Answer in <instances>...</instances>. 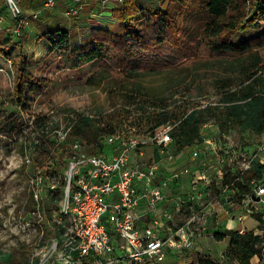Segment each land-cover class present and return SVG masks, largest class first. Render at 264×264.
Wrapping results in <instances>:
<instances>
[{"label": "rangeland", "instance_id": "1", "mask_svg": "<svg viewBox=\"0 0 264 264\" xmlns=\"http://www.w3.org/2000/svg\"><path fill=\"white\" fill-rule=\"evenodd\" d=\"M13 1L25 19L22 34L16 38L9 31H0V47L7 44L12 58L17 52L22 53L27 62L30 80L25 87L23 108L19 109L11 96L13 75L10 62L0 56V255H16L20 252L26 253L29 258L38 243L55 236V224L62 219L48 201L51 185H54V189L58 188L62 177H49L48 184L40 186L39 204L41 210L44 209L40 217L36 212L35 201H31L29 196L30 179L38 173L32 172V167L26 165L25 160L32 156L30 143L37 137L40 124L46 123L50 140L56 141L79 116H91L92 120L99 121L100 123L92 124V129L99 130L100 125L108 123L112 114L124 112L128 118L125 127L130 129L129 132L141 144L142 155H133V160L146 163L153 160L155 150L158 151L150 142V138L145 136V131L154 125L153 118L159 110H154L153 106H166L170 113L178 114L184 108L199 104L202 107L208 104L216 105L218 94L214 91L212 83L216 78L235 77L236 74L228 67V62H225L209 63L198 67L187 76L172 79L162 74H152L136 78L132 82L122 81L113 86L112 80L89 81L91 76L103 70L101 64L93 63L76 70L68 69L65 59L52 53L44 43L41 44L43 40L38 37L46 29H50L49 27H74L79 30L88 26L90 19L116 31L119 28L110 13V8L115 7V2L109 1L102 6L101 0H79L78 5L82 7L74 16L66 12L70 7L76 6L75 0H56L51 9L44 8L46 0ZM136 1L146 6H158L161 2ZM99 5L103 12H99ZM32 13L38 14L37 19H32ZM0 18L4 27L11 28L15 25V18L7 0H0ZM200 18L202 17L189 18L186 27L196 30L202 23ZM257 34L255 31H247L235 36L232 42L240 43ZM31 47H35L36 52L30 51ZM260 76L264 82V71ZM130 90H136L137 103L125 108L121 96L123 92ZM141 108H144V111ZM199 137L200 142L194 139L181 152L179 160H189L187 164L191 172L183 178L176 191L180 199L174 201L179 203L187 198L194 179L209 185L206 195L203 194L201 200L191 198L189 210L184 207L179 213L169 209L166 212L172 215L173 220L183 221L203 210L205 218L201 223L194 224L193 231L197 237L189 256L186 259L170 256L163 264H235L222 258L229 239L226 237L217 241L212 232L215 229L222 233L244 228V233L264 236V195L254 199L248 196L240 197L227 182L239 177L240 162L244 158L257 159L264 164V149H259L264 144V134L242 132L239 128L220 132L214 117H211L208 123L200 126ZM72 140L67 138L65 145H61L62 149L66 150L64 157H61V151L58 150L52 159V166L56 160H63L62 164H57L63 176L67 169L70 154L68 149ZM173 145L174 142L169 145L171 153L175 151ZM82 148L84 152H89V146ZM108 148L104 147V152H107ZM194 151L197 152L196 157L192 154ZM247 174L244 173L240 181L245 183L248 180ZM254 181L257 186L264 187V178ZM61 200L62 198L57 206H60ZM252 264H264V244Z\"/></svg>", "mask_w": 264, "mask_h": 264}, {"label": "trees", "instance_id": "2", "mask_svg": "<svg viewBox=\"0 0 264 264\" xmlns=\"http://www.w3.org/2000/svg\"><path fill=\"white\" fill-rule=\"evenodd\" d=\"M110 13L119 28L116 31L90 19L88 26L79 30L49 27L38 39L45 41L52 53L64 58L68 69L101 64L103 70L91 76L89 81L112 80V86L152 74H162L170 79L187 76L209 63L228 62L236 78L227 76L214 80L212 86L218 94V104L205 107L199 104L184 108L178 114L170 113L166 106H153L154 110H159L153 118L154 125L145 131V136L152 138L159 129L170 125L175 149L172 153L175 155L194 139L200 142L199 128L211 117H214L220 132L239 128L242 132L264 134V82L260 76L264 71V0H161L158 6L123 0L115 3ZM193 16L202 17V23L196 30L186 27L187 20ZM247 31L258 34L240 43L232 42L235 36ZM0 56L10 62L13 75L11 96L17 107L22 109L25 87L30 80L27 62L21 52L12 58L7 44L0 47ZM135 93L136 90L123 92L121 97L125 108L136 105ZM92 119L91 116H79L67 133V138L89 146V153H107L101 141L104 136L117 131L129 133L124 112L112 114L108 123L100 125L99 130L92 129V124L99 122ZM48 129L46 123L40 124L37 137L30 143V166L32 172L43 176V185L48 184L49 177H62L61 185L49 190L48 195V201L58 211L64 182L57 164H62L63 160H56L52 166V159L58 150L64 157L66 150L62 147L57 149L56 142L49 138ZM160 157L161 154L155 150L154 158L158 160ZM247 173L245 183L233 178L227 182L240 197L254 198L251 180L264 178V164L253 159ZM29 196L34 201L31 194ZM212 232L217 241L228 237L222 258L235 264H252L264 244V236L251 232L240 234L239 231L227 230L220 233L216 229ZM0 264H28L27 254H1Z\"/></svg>", "mask_w": 264, "mask_h": 264}, {"label": "built area", "instance_id": "3", "mask_svg": "<svg viewBox=\"0 0 264 264\" xmlns=\"http://www.w3.org/2000/svg\"><path fill=\"white\" fill-rule=\"evenodd\" d=\"M109 1L123 0H101L102 6ZM75 2L66 14L79 13L82 6L79 0ZM7 3L15 25L4 27L0 18V31H9L17 38L25 19L13 0ZM55 3L46 0L44 8L51 9ZM31 17L37 19L38 14L32 13ZM71 125L55 141L56 146L65 145ZM101 141L109 147L107 153H87L79 141L71 142L58 210L62 219L55 224V236L36 245L28 264H163L170 256L186 259L197 237L194 224L201 223L205 213L199 210L186 220L175 221L166 210H189V200H201L209 185L194 179L187 198L174 201L180 199L176 191L191 169L189 160H179L182 153L175 155L169 150L173 143L171 126L162 127L150 138L161 157L146 163L133 160V155L142 152L140 142L130 132L117 131ZM259 149H264V144ZM192 154L197 156L195 151ZM251 162L241 160L239 177L250 169ZM25 163L30 166L31 157ZM251 184L254 198L262 197L264 187L255 181ZM42 185V175L30 179V194L39 217L43 212L39 204ZM51 187L54 190V185ZM239 233L243 234L244 228Z\"/></svg>", "mask_w": 264, "mask_h": 264}, {"label": "crops", "instance_id": "4", "mask_svg": "<svg viewBox=\"0 0 264 264\" xmlns=\"http://www.w3.org/2000/svg\"><path fill=\"white\" fill-rule=\"evenodd\" d=\"M108 5H111V4H108ZM107 5V6H108ZM107 6L105 7V8H107ZM99 7H100V5H99ZM110 9H112V8H110ZM103 9L100 7V11L99 12H103L102 11ZM74 23H72V25H73ZM71 25V24H70ZM84 27V26H83ZM65 28H67V27H65ZM69 28V27H68ZM44 43V45H45V47L46 48H48L49 50H50V46L45 42V41H43L41 44H43ZM43 46V45H42ZM30 51H35L36 52V48L35 47H31L30 49H29ZM38 52V51H37ZM42 55V54H41ZM233 222H234V220H232Z\"/></svg>", "mask_w": 264, "mask_h": 264}, {"label": "water", "instance_id": "5", "mask_svg": "<svg viewBox=\"0 0 264 264\" xmlns=\"http://www.w3.org/2000/svg\"><path fill=\"white\" fill-rule=\"evenodd\" d=\"M256 200H259V198H256Z\"/></svg>", "mask_w": 264, "mask_h": 264}]
</instances>
